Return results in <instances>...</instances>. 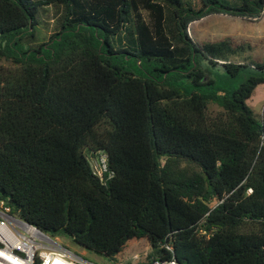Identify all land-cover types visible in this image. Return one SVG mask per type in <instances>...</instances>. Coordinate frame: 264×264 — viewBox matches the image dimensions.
<instances>
[{
	"label": "trees",
	"instance_id": "16d2710c",
	"mask_svg": "<svg viewBox=\"0 0 264 264\" xmlns=\"http://www.w3.org/2000/svg\"><path fill=\"white\" fill-rule=\"evenodd\" d=\"M48 3L61 6L55 30L26 45ZM263 8L0 0V199L109 257L144 238L142 264H264V114L256 119L246 102L264 83V60L231 61L241 47L232 38L187 33L208 13L249 19ZM214 64L254 70L222 92L204 67ZM98 150L112 171L104 182L88 162Z\"/></svg>",
	"mask_w": 264,
	"mask_h": 264
},
{
	"label": "rangeland",
	"instance_id": "374dc122",
	"mask_svg": "<svg viewBox=\"0 0 264 264\" xmlns=\"http://www.w3.org/2000/svg\"><path fill=\"white\" fill-rule=\"evenodd\" d=\"M188 2L193 8L200 5V0H183ZM229 5H236L238 0H220ZM140 13L145 20H149L146 9L140 8ZM61 16V6L58 3L42 4L36 10V23L33 25V34L25 40L26 45H35L38 42L45 41L48 35L55 30ZM188 36L198 42L213 41L223 37H230L241 45L235 52L228 56L231 61H263L264 60V9L258 17L245 18L239 15H230L227 13H208L197 19H193L187 25ZM7 63V61H4ZM208 76L211 78V87L219 88L222 92H228L241 81L244 75L253 71L249 65L242 66L238 72L231 75L221 65H204ZM207 89L208 85H204ZM247 104L252 108L256 119L264 114V83L258 84L253 94L246 100ZM212 109L214 105L210 104ZM53 236H59L60 242L79 254L83 259L95 264H113L114 262H124V264H142L147 260L148 256H143L142 251L145 249V241L141 240L136 246L123 248L116 254V257H109L72 241L65 233L47 232ZM143 239V238H142ZM145 240V239H144ZM148 245V244H147ZM146 245V247H148ZM148 253V250L146 251ZM133 253L138 254L137 258H133ZM121 256L128 258L121 259ZM132 257V258H131ZM128 260V261H127ZM127 261V262H126ZM126 262V263H125Z\"/></svg>",
	"mask_w": 264,
	"mask_h": 264
},
{
	"label": "built area",
	"instance_id": "2783aa9c",
	"mask_svg": "<svg viewBox=\"0 0 264 264\" xmlns=\"http://www.w3.org/2000/svg\"><path fill=\"white\" fill-rule=\"evenodd\" d=\"M264 9V8H263ZM262 9V10H263ZM261 10V11H262ZM256 18V17H253ZM93 174L101 182L112 175L106 154L98 150L88 157ZM168 248V246H166ZM143 256L147 252L142 253ZM134 258L138 254H133ZM0 264H95L83 259L53 236L32 223L12 214L9 205L0 199ZM113 264H121L114 262ZM148 264H181L173 257L149 260ZM184 264V263H182Z\"/></svg>",
	"mask_w": 264,
	"mask_h": 264
},
{
	"label": "crops",
	"instance_id": "0c3cea01",
	"mask_svg": "<svg viewBox=\"0 0 264 264\" xmlns=\"http://www.w3.org/2000/svg\"><path fill=\"white\" fill-rule=\"evenodd\" d=\"M253 19H255V18H253ZM260 84H261V83H260ZM257 85H258V84H257ZM257 85H256V86H257ZM256 86H255V87H256ZM255 87H254V89H255ZM253 92H254V90H253ZM253 92H252V94H253ZM252 94H251V95H252ZM251 95H250V96H251ZM141 240L145 241V246H144V247H145V248H148V247H146L147 242H146V240H144V238H143V239H142V238H134V239H130V240H128V241L124 244V246L122 247V249L125 248V247L130 248V247H132V246H136V245L139 243V241H141ZM147 246H148V245H147ZM122 249H121L120 251H122ZM147 250H148V249H147ZM147 250L144 249V250L142 251V253H143V252H146ZM120 251H119V252H120ZM119 252H118V253H119ZM133 254H134V253H133ZM117 255H118V254H117ZM131 256L133 257V255H131ZM115 257H116V255H115ZM132 257H131V258H132ZM126 258H128V257H126V256H123V257H122V256H121V259H126ZM133 258H134V257H133ZM127 261H128V260H127ZM127 261H126V262H127ZM116 262H118V261H116ZM126 262H125V263H126ZM119 263L124 264V262H119Z\"/></svg>",
	"mask_w": 264,
	"mask_h": 264
}]
</instances>
